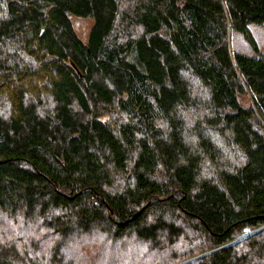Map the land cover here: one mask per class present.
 I'll return each instance as SVG.
<instances>
[{
  "label": "trees",
  "instance_id": "16d2710c",
  "mask_svg": "<svg viewBox=\"0 0 264 264\" xmlns=\"http://www.w3.org/2000/svg\"><path fill=\"white\" fill-rule=\"evenodd\" d=\"M251 24L264 0H0V264H264Z\"/></svg>",
  "mask_w": 264,
  "mask_h": 264
},
{
  "label": "rangeland",
  "instance_id": "374dc122",
  "mask_svg": "<svg viewBox=\"0 0 264 264\" xmlns=\"http://www.w3.org/2000/svg\"><path fill=\"white\" fill-rule=\"evenodd\" d=\"M71 20L73 22L77 36L85 42L92 25L91 21L79 18H71ZM248 29L250 30L257 44L259 52L264 54V28L251 24L248 26ZM229 47L231 52L246 56H254L256 53L251 45L245 41L244 37L237 32H232L229 35ZM248 102V96H243L241 98V104L243 106H247Z\"/></svg>",
  "mask_w": 264,
  "mask_h": 264
}]
</instances>
